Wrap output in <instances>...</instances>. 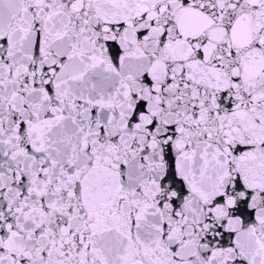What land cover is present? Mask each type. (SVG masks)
Segmentation results:
<instances>
[{
  "label": "snow or ice",
  "instance_id": "6c2138e0",
  "mask_svg": "<svg viewBox=\"0 0 264 264\" xmlns=\"http://www.w3.org/2000/svg\"><path fill=\"white\" fill-rule=\"evenodd\" d=\"M0 264H264V0H0Z\"/></svg>",
  "mask_w": 264,
  "mask_h": 264
}]
</instances>
